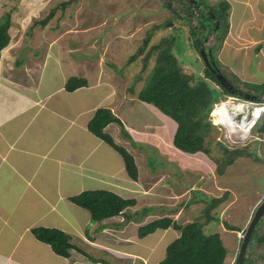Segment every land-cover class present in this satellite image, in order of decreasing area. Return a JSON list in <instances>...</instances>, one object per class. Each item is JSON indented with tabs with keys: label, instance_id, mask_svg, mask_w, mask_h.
Here are the masks:
<instances>
[{
	"label": "rangeland",
	"instance_id": "374dc122",
	"mask_svg": "<svg viewBox=\"0 0 264 264\" xmlns=\"http://www.w3.org/2000/svg\"><path fill=\"white\" fill-rule=\"evenodd\" d=\"M204 1L211 5L220 0ZM232 2L229 16L232 23L228 37L224 38L227 41L223 48L217 50L215 47L214 51L227 77L248 91L251 86H246V82L264 81V0ZM179 4L175 0H0V19L4 12L12 10L14 20L10 51L17 52L23 48L15 57V62L17 58L20 60L19 68H15L17 77L29 80L32 76L37 83L45 54L53 51V71L50 69V76L43 75V86H53L55 90L64 86L69 76L78 75L87 77L92 81V86L111 88L112 93H108L104 99L115 103L109 108L123 120L125 130L117 123H110L108 131L115 136L116 142L125 145L137 156L140 172L135 180L137 182L132 185L134 192L130 196L136 198L137 203L126 208L124 212H128L125 215L123 212V215L108 219L106 222L110 227L103 234L111 237V242L114 241L123 250L142 253L146 259L125 253L117 255L111 250L96 247L90 251L85 249L104 264H158L166 255L167 245L180 232L169 227L157 229L140 238L137 232L139 224L142 223L141 226L164 216L173 217L181 223L194 219L208 220L210 214L207 216L203 210L207 202L221 192L224 186L222 181L237 188L233 194L229 186L225 185L226 190H229V193L226 192L228 199L213 209L212 219L206 222V230L221 235L227 248L225 264H230L240 251L238 229L247 219H251L250 216L247 218V204L256 196L252 184L260 187L261 175L250 171L251 164H246L250 160L245 156L238 157L225 173L219 171L218 166L225 156L218 151L216 141L225 143L224 129L214 126L210 132L209 136L215 138L208 146L210 153H185L172 144L176 122L154 105L136 97L151 77L155 65L152 57L143 69L145 55L149 47L163 36L173 37L175 54L187 61L183 65L185 71L191 73L197 63L205 66L195 43L199 33L196 38L190 26L196 22L187 15L185 9L182 10L186 6L179 7ZM170 8L175 9L177 14ZM51 11L53 16L49 21L45 25L39 23ZM156 24L161 26L154 30L148 46L142 51L140 46L148 30ZM206 38V47L215 42L210 34ZM24 62L26 68L33 66L35 70L32 73L25 70L22 65ZM201 74L204 75L205 71L202 70ZM96 78L99 82L97 85L94 82ZM65 93L69 95L73 92L57 90L52 96L53 103L54 100L68 98ZM69 98L77 96L73 94ZM56 107L60 108L61 105ZM212 118L209 116L211 123ZM253 135L259 134L254 132ZM211 140L208 138L207 143ZM254 144L259 145L260 141H253L251 146ZM259 148L263 149L262 145ZM213 175L219 186L209 182ZM120 195L125 197L122 193ZM88 225L89 233L95 236L103 232L106 226L94 221ZM256 230L264 232V214ZM254 241L253 237L246 247L247 256L253 258L254 264H264V242L255 244ZM81 244L83 249L90 246L87 242Z\"/></svg>",
	"mask_w": 264,
	"mask_h": 264
},
{
	"label": "crops",
	"instance_id": "0c3cea01",
	"mask_svg": "<svg viewBox=\"0 0 264 264\" xmlns=\"http://www.w3.org/2000/svg\"><path fill=\"white\" fill-rule=\"evenodd\" d=\"M229 2L232 9L233 2ZM10 45L11 42L2 50L0 59V264H104L85 251L95 247L111 250L117 255L125 253L146 259L142 253L123 250L114 241L111 242V237L103 234L108 231L106 229L110 226L106 221L111 218L97 222L98 225H106L103 232L97 234L94 230L96 236L89 233L88 224L93 222L90 212L70 200L71 196L90 189L111 190L124 194L125 198H130L134 192L132 185L137 181L127 174L121 156L88 129V122L98 107L115 104L104 99V96L112 93L111 88L92 86L89 80L91 86H82L68 91L73 92L69 95L64 94L69 97L75 94L77 98L68 97L61 99L62 102L54 100L53 103V93L66 90L64 86L54 90L53 86L42 85L43 75L53 71V51L45 54L46 59L35 83L32 76L29 80L16 76L15 68H19L20 60L17 58L15 62V57L23 48L13 52ZM22 65L31 73L35 70L33 66L26 68L25 62ZM97 79L94 81L96 85L99 84ZM58 104L60 108L56 107ZM261 138L252 139L246 145L253 151L245 155L250 160L246 164H251V172L261 175L260 187L252 184L256 196L247 204V218H252L264 201V137ZM256 140L260 141L263 149L257 144L251 146ZM256 153L259 154L256 156ZM254 166L256 169H251ZM214 179L213 175L208 180L213 186H219ZM221 184L224 185L221 192L211 196L221 197L223 191L225 195L229 190L235 194L236 185H226L225 181ZM225 185L230 189L226 190ZM126 189L129 191L126 192ZM227 199L228 194L224 202ZM249 221L247 219L238 232L245 229ZM38 226L63 230L71 235L77 247L71 249L69 256L56 253L50 244L32 233V228ZM81 242H87L90 246L83 249Z\"/></svg>",
	"mask_w": 264,
	"mask_h": 264
},
{
	"label": "trees",
	"instance_id": "16d2710c",
	"mask_svg": "<svg viewBox=\"0 0 264 264\" xmlns=\"http://www.w3.org/2000/svg\"><path fill=\"white\" fill-rule=\"evenodd\" d=\"M191 5H196L200 13L196 14L189 5L182 10L185 9L187 15L193 17L196 22V24L190 26L196 38L199 33L195 41L197 49L200 52V45L207 35L210 34V36L214 37L215 42L209 47H211L217 65L222 68L214 49L216 47L218 50L222 47L224 38L229 33L231 3L228 0H220L210 5L206 4L204 0H193ZM170 9L177 14L175 9ZM52 16L53 12L51 11L39 23L45 25ZM13 21L12 10L1 15L0 59L2 50L11 42L10 29ZM217 22H219V27L214 31ZM160 26L161 24H156L148 30L147 36L140 46L142 51L148 46L154 30ZM209 47H206V50ZM149 48L144 58L143 69L147 67L148 61L152 57L155 60L154 69L146 85L137 92L136 97L154 105L176 122V130L172 139L174 147L188 154L210 153L208 146L212 144L215 138L209 136V134L216 126L209 120L210 112L215 103L225 97L226 94H232L220 83L206 64L205 66H200L197 63V67H193L191 73L185 71L183 65L187 61L175 54L173 37L163 36L160 41L152 44ZM196 60H199V58ZM202 70L205 71L204 75L201 74ZM223 73L227 76L224 70ZM228 79L235 86H238L231 78ZM88 85L89 80L87 77L72 75L65 81L64 88L67 91H73ZM245 85L251 86V89L248 90L249 92L260 93L264 90V82H253L251 84L246 82ZM110 123H117L125 130L123 120L111 108L101 106L96 109L93 117L89 120L88 129L121 155L127 174L132 179L137 180L140 170L136 157L125 145L116 142L113 135L106 130ZM254 132L264 137V115L254 126ZM125 133L127 134V132ZM208 138H212L209 143H207ZM216 144L218 145V151L225 156L223 162H220L221 165L218 166L221 173L224 172L227 165L233 163L238 157L253 153L248 146L230 149L220 141H216ZM258 154L256 153L255 155L257 156ZM226 198L227 194L211 198L207 202L203 213L207 214V216L210 214V217H212L213 209L223 203ZM70 200L87 209L94 222H101L122 214L126 208L137 203L136 198H125L114 191L105 189L84 190L71 196ZM210 217H208V220L212 219ZM208 220L194 219L181 223L173 217L164 216L141 225L138 229V235L139 237H145L157 229H167L169 227H173L180 232L179 236L167 245L166 255L158 264H225L227 248L218 232L206 230V222ZM258 224L259 220L249 240L251 241L254 237L255 244H262L264 242V232H257L256 227ZM229 227L235 229V227L230 225ZM246 229H242L243 235ZM32 233L39 240L50 244L56 253L63 256H69L71 249L77 247L71 235L59 228L38 226L32 228ZM242 238L243 236L239 239L240 244ZM250 241H248V244ZM78 249L83 251L81 248ZM247 252L248 250L245 251L242 264H254L253 258L248 257ZM237 258L238 254L232 259V261L234 260L233 264H237Z\"/></svg>",
	"mask_w": 264,
	"mask_h": 264
},
{
	"label": "built area",
	"instance_id": "2783aa9c",
	"mask_svg": "<svg viewBox=\"0 0 264 264\" xmlns=\"http://www.w3.org/2000/svg\"><path fill=\"white\" fill-rule=\"evenodd\" d=\"M230 108H239L242 114L252 111L251 117L245 121L247 125H243L238 118H235ZM215 109L219 110V114L212 118V122L224 129L223 141L230 146L244 145L254 138L252 129L264 115V99L257 101L231 95L216 103ZM242 236L243 230L239 232V239Z\"/></svg>",
	"mask_w": 264,
	"mask_h": 264
},
{
	"label": "water",
	"instance_id": "95a60500",
	"mask_svg": "<svg viewBox=\"0 0 264 264\" xmlns=\"http://www.w3.org/2000/svg\"><path fill=\"white\" fill-rule=\"evenodd\" d=\"M218 27H219V22H217V25L214 31L217 30ZM207 38H205L202 41L200 45V52H201V55H202V58L205 64L207 65V67H209L213 71V73L215 74L217 79L220 81V83L233 95H238L246 99H252V100H257V101L263 100L264 90L261 91L260 93L249 92L238 86H235L231 81H229L228 77L223 73L221 67L217 65L215 57L211 51V47H209V49L206 50ZM230 109L232 111V115L235 118H238L242 123L247 121L252 115V111L242 114L239 108H230ZM263 214H264V201L261 202V204L257 207V209L254 212V215L249 221V224L247 226V229L241 241L240 251L238 253V258H237V264H242V260L245 255V250H246L248 241L250 239V236L252 234V231L256 223L258 222V220L263 216Z\"/></svg>",
	"mask_w": 264,
	"mask_h": 264
},
{
	"label": "clouds",
	"instance_id": "9594fccd",
	"mask_svg": "<svg viewBox=\"0 0 264 264\" xmlns=\"http://www.w3.org/2000/svg\"><path fill=\"white\" fill-rule=\"evenodd\" d=\"M212 38L214 39V37H212ZM232 95H233V94H232ZM229 96H231V95H229ZM234 96H238V95H234ZM239 97H241V96H239ZM242 98H243V97H242ZM245 99H246V98H245ZM215 104H216V103H215ZM214 108H215V105H214V107H213V110H214ZM212 112H213V111H212ZM212 112L210 113V117H211V115H212ZM211 118H212V117H211ZM261 118H262V117H261ZM261 118H260V119H261ZM260 119H259V120H260ZM259 120H258V121H259ZM258 121H257V122H258ZM212 124L216 125V124L213 123V122H212ZM255 125H256V124H255ZM216 126H217V125H216ZM217 127H218V126H217ZM253 128H254V127H253ZM252 133H253V129H252ZM256 137L261 138V136H259V135H254V138H253V139H258V138H256ZM261 139H263V138H261ZM251 140H252V139H251ZM251 140H250V141H251ZM250 141H249V142H250ZM249 142H248V143H249ZM248 143H247V144H248ZM223 144L226 145V146H227L228 148H230V149H233V148H240V147H243V146H246V145H247V144H244V145H234V146H230L229 144H226V143H223ZM250 220H251V219H250ZM247 226H248V225H247ZM247 226H246V228H247Z\"/></svg>",
	"mask_w": 264,
	"mask_h": 264
},
{
	"label": "flooded vegetation",
	"instance_id": "af4514ba",
	"mask_svg": "<svg viewBox=\"0 0 264 264\" xmlns=\"http://www.w3.org/2000/svg\"><path fill=\"white\" fill-rule=\"evenodd\" d=\"M175 1H177L178 3H180L179 4V7L180 6H186L187 7L189 5L191 8H193V11L196 12V14H199L200 13V11L197 10L198 8L196 7V5L195 6H192L191 5L193 3V0H175ZM182 9H183V7H182Z\"/></svg>",
	"mask_w": 264,
	"mask_h": 264
},
{
	"label": "bare ground",
	"instance_id": "6f19581e",
	"mask_svg": "<svg viewBox=\"0 0 264 264\" xmlns=\"http://www.w3.org/2000/svg\"><path fill=\"white\" fill-rule=\"evenodd\" d=\"M229 42V41H228ZM11 46V45H10ZM94 74V73H93ZM116 87V86H115ZM214 114H216V115H214ZM214 114L212 113V115L215 117V116H217L218 114H219V110L218 109H215V112H214ZM243 125H247V123H242Z\"/></svg>",
	"mask_w": 264,
	"mask_h": 264
}]
</instances>
